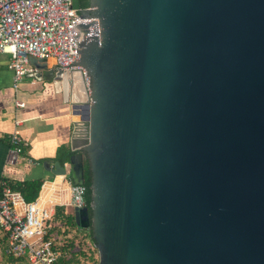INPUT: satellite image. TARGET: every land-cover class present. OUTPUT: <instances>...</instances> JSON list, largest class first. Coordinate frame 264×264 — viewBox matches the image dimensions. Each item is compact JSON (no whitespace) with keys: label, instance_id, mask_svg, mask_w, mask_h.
I'll list each match as a JSON object with an SVG mask.
<instances>
[{"label":"water","instance_id":"95a60500","mask_svg":"<svg viewBox=\"0 0 264 264\" xmlns=\"http://www.w3.org/2000/svg\"><path fill=\"white\" fill-rule=\"evenodd\" d=\"M71 6L89 91L45 70L73 129L43 165L83 184L87 161L97 264H264V0Z\"/></svg>","mask_w":264,"mask_h":264},{"label":"built area","instance_id":"2783aa9c","mask_svg":"<svg viewBox=\"0 0 264 264\" xmlns=\"http://www.w3.org/2000/svg\"><path fill=\"white\" fill-rule=\"evenodd\" d=\"M72 0H0V53L9 55L12 87L35 71L30 57L46 58L66 71H79L85 89L89 77L78 60V43L85 41L86 22H75L77 9ZM28 142L17 131L9 136L8 162L26 157ZM30 161V160H29ZM57 177V178H56ZM48 184L44 200L27 201L0 177V233L5 253L23 258L26 264H57L63 255V238L50 233V221L58 204L72 209L85 204V186L73 184L66 174L56 175ZM63 197L69 201L62 200ZM80 264V263H74Z\"/></svg>","mask_w":264,"mask_h":264},{"label":"crops","instance_id":"0c3cea01","mask_svg":"<svg viewBox=\"0 0 264 264\" xmlns=\"http://www.w3.org/2000/svg\"><path fill=\"white\" fill-rule=\"evenodd\" d=\"M29 63L35 71L27 73L14 89L8 66L9 55L0 53V177L7 181L41 179L42 185L36 199L44 200L48 184L55 180L56 175L46 170L43 162L59 161L66 152H71L73 115L72 106L63 100L62 94L55 90L53 80L45 73V70L57 67L54 61L30 58ZM14 131L27 140L28 147L25 158L9 163V136ZM62 200L69 201V198L63 197ZM57 207L73 215L70 206L58 204L53 216ZM50 223L53 226L56 221L52 219ZM75 230L82 231V228L76 225ZM4 244L0 236V246ZM95 257L98 259V253ZM80 264H93V259Z\"/></svg>","mask_w":264,"mask_h":264},{"label":"trees","instance_id":"16d2710c","mask_svg":"<svg viewBox=\"0 0 264 264\" xmlns=\"http://www.w3.org/2000/svg\"><path fill=\"white\" fill-rule=\"evenodd\" d=\"M81 5L84 7L87 5V0H81ZM72 152H66L63 158H60L61 163L68 161L69 156ZM84 168V182L83 185L86 187L85 194V204L89 206L90 203V173L88 170L87 161H83ZM9 186L18 190L22 193L24 198L27 201H33L37 198L39 190L42 185V180L37 179H24V180H10L8 181ZM53 221H56V224L53 225L50 229L55 235H58L63 238V243L61 244V249L63 255L58 259L57 264H74L81 263L87 259H93V264H96L97 257L94 258V255L97 254V249L95 247L94 241L91 238V233L89 230L85 231H73L76 227L74 217L72 213H64L61 208L57 207ZM87 230V231H86ZM0 236L5 242V237ZM5 244L0 246L1 255H0V264H26L23 258H14L5 253Z\"/></svg>","mask_w":264,"mask_h":264},{"label":"bare ground","instance_id":"6f19581e","mask_svg":"<svg viewBox=\"0 0 264 264\" xmlns=\"http://www.w3.org/2000/svg\"><path fill=\"white\" fill-rule=\"evenodd\" d=\"M73 78L77 82V87L81 90V92H83L85 86H84V82L82 80V75L78 71H75Z\"/></svg>","mask_w":264,"mask_h":264},{"label":"flooded vegetation","instance_id":"af4514ba","mask_svg":"<svg viewBox=\"0 0 264 264\" xmlns=\"http://www.w3.org/2000/svg\"><path fill=\"white\" fill-rule=\"evenodd\" d=\"M79 2H80V4H81V0H79ZM83 7V6H82ZM83 8H85L86 9V6H84Z\"/></svg>","mask_w":264,"mask_h":264},{"label":"rangeland","instance_id":"374dc122","mask_svg":"<svg viewBox=\"0 0 264 264\" xmlns=\"http://www.w3.org/2000/svg\"><path fill=\"white\" fill-rule=\"evenodd\" d=\"M23 78H25V77H23ZM0 255H1V250H0ZM98 260V259H97ZM98 263V261L96 262V264Z\"/></svg>","mask_w":264,"mask_h":264}]
</instances>
